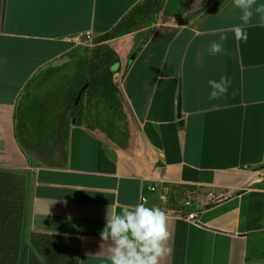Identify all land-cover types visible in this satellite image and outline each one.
I'll return each instance as SVG.
<instances>
[{"label":"crops","instance_id":"obj_1","mask_svg":"<svg viewBox=\"0 0 264 264\" xmlns=\"http://www.w3.org/2000/svg\"><path fill=\"white\" fill-rule=\"evenodd\" d=\"M145 1L0 0V167L28 174L23 243L55 238L59 251L76 250L77 264H110L100 247L109 205L118 213L146 195L172 234L161 264H264V178L253 170L264 165V20L252 17L245 41L233 31L241 24L233 0H206L216 8L186 21L182 0H162L151 33L99 40ZM87 32L91 43L75 40ZM222 33L226 52L209 55ZM134 39L141 46L128 64L132 43L121 48ZM100 44L123 53L109 63L110 83L86 74ZM222 75L228 93L210 100L207 82ZM113 86L127 124L117 121ZM92 88L100 109L86 107ZM99 113L108 123L93 121Z\"/></svg>","mask_w":264,"mask_h":264},{"label":"trees","instance_id":"obj_2","mask_svg":"<svg viewBox=\"0 0 264 264\" xmlns=\"http://www.w3.org/2000/svg\"><path fill=\"white\" fill-rule=\"evenodd\" d=\"M209 4L206 0H192L187 6L182 4L186 14L181 21H186L203 10L216 8L209 7ZM162 10V0H146L133 8L113 31L99 37V40L125 34L135 26H151L149 29L151 33L153 26L161 18ZM112 75L113 70L108 64L95 75L94 79L102 78L101 80L110 83ZM117 90L118 88L113 86L111 94L114 98ZM27 193L28 174L25 170L0 167V264H19L21 256L23 264H77L76 250L73 248L69 251H59L61 241L58 239H50L54 243L50 245V242L49 246H46L45 236L34 235L30 237V246L23 243Z\"/></svg>","mask_w":264,"mask_h":264},{"label":"clouds","instance_id":"obj_3","mask_svg":"<svg viewBox=\"0 0 264 264\" xmlns=\"http://www.w3.org/2000/svg\"><path fill=\"white\" fill-rule=\"evenodd\" d=\"M233 8L240 10L241 24L234 27L237 39L246 41V28L250 26L254 15L264 20V4H257V0H233ZM226 34H221L218 41H212L206 51L211 56L226 52L224 43ZM210 100L225 97L231 86V80L222 75L219 80L210 79ZM108 211L105 225L100 232V238L106 244V258L110 264H161L172 254L169 246L171 232L168 228L167 214L157 206H148L147 201L135 205H123L121 210Z\"/></svg>","mask_w":264,"mask_h":264},{"label":"rangeland","instance_id":"obj_4","mask_svg":"<svg viewBox=\"0 0 264 264\" xmlns=\"http://www.w3.org/2000/svg\"><path fill=\"white\" fill-rule=\"evenodd\" d=\"M192 0H182V4L184 6H187ZM182 6V8L184 9L185 7ZM170 14L167 16L169 18ZM142 28L141 26H135V27H132L130 28L132 30L134 29H140ZM143 31H147V28L144 29ZM138 39H134V41L132 42H125L123 43V46L121 49H126V48H129L130 44H131V50H127V59H128V64L130 63L133 55L137 52V50L140 48L141 45H138V43H140V40ZM114 46H111V48L109 46H107V44H100V45H95L93 47H91L90 51H89V54H88V60H89V64H88V67H87V71H86V74L88 75L89 79H93V77H95V75H97V73H99V71L103 68H105L109 63H111V61H113L114 59H116L117 55H121L123 53H121V51L117 54L116 51H113L114 49H112ZM102 86H100L101 88ZM116 88V87H115ZM117 89V88H116ZM88 96H87V105L86 107L88 109H92L93 107H97V109L101 108L104 104L101 105V107L98 105L99 103V100H98V94L100 92L98 91H94V89L92 88V90L88 91ZM92 93V94H91ZM96 93H98L96 95ZM103 95L106 94V92H102ZM116 94V99L119 103V106H118V113H117V121L120 122L121 124H127L129 123V117L127 115V112H126V109H125V103L122 101V98H121V93H120V89L118 88L117 90V93ZM97 96V100H94L93 97L94 96ZM100 111H103V113L105 112V106H104V109H101L99 110ZM100 116H96V117H91L93 119V121H96L95 119H98L99 118V121L98 122H102V124H104V122L108 123L107 121V117L106 115L102 114V113H99ZM106 117V119H105ZM21 138L22 140H26V137L24 135V133L22 132L21 134ZM45 137V133L44 135H37L35 138H36V143L37 144H44V139H41V138H44ZM87 146L88 148L89 147H95L96 146V143H87ZM89 150V149H88Z\"/></svg>","mask_w":264,"mask_h":264},{"label":"built area","instance_id":"obj_5","mask_svg":"<svg viewBox=\"0 0 264 264\" xmlns=\"http://www.w3.org/2000/svg\"><path fill=\"white\" fill-rule=\"evenodd\" d=\"M75 40L77 42H79V43H83L85 41H87L88 43H91L93 41V37H92L90 32H87L85 34L76 36ZM243 168L244 169H250V167L248 165H244ZM253 170L257 174H259L260 177L264 178V165H261L260 167L254 168ZM149 188L151 190H155L156 189L155 186H149ZM209 196L211 197V199L212 198L215 199V197H216L213 193H210ZM160 198L165 201L166 198H167V195L166 194H161ZM146 200H147V196L143 195L142 196V201H146ZM185 205L186 206H190L191 205V201L190 200H186ZM173 212H175V215L183 217V218H185V219H187L189 221H195L197 219V215H198L197 211H190V212L183 213L182 210L178 209V210H175Z\"/></svg>","mask_w":264,"mask_h":264},{"label":"water","instance_id":"obj_6","mask_svg":"<svg viewBox=\"0 0 264 264\" xmlns=\"http://www.w3.org/2000/svg\"><path fill=\"white\" fill-rule=\"evenodd\" d=\"M63 62V59H58V60H55L51 63L48 64V67H53V66H57V65H60L61 63ZM21 98L22 96L20 97L19 101H18V106L20 104V101H21ZM181 108H180V104H179V118H181ZM16 121L18 122V117L16 118ZM180 124H182V120L180 121ZM219 199V198H218ZM217 199V200H218Z\"/></svg>","mask_w":264,"mask_h":264}]
</instances>
